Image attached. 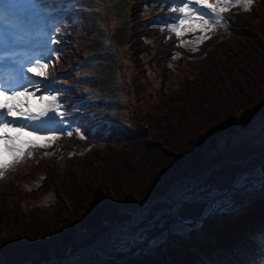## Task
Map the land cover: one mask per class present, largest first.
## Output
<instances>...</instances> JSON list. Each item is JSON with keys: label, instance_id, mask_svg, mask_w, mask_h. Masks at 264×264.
I'll return each instance as SVG.
<instances>
[{"label": "trees", "instance_id": "obj_1", "mask_svg": "<svg viewBox=\"0 0 264 264\" xmlns=\"http://www.w3.org/2000/svg\"><path fill=\"white\" fill-rule=\"evenodd\" d=\"M256 3L249 11L232 9L229 33L216 30L194 51L198 55L194 60L180 55L179 40L167 30L168 16L143 27L132 40L149 46L147 41L154 36L156 56L150 63L159 68L164 80L154 92L135 88V95L140 96L134 102L136 115L121 97V102L106 113L91 114L103 103L89 100L78 88L79 83L89 79L81 80L74 73L62 76L63 85L56 91L68 119L81 127L88 144L84 149L71 150L69 155L64 149L71 139L60 137V147L55 143L53 147L58 148L57 154L64 155L61 170L48 171L31 191L25 175L47 162L45 149L36 150L34 158L0 179V264L61 262L84 241L107 230L101 224L103 217L117 224L127 220L129 214L119 213L116 201H123L133 211L163 194L187 170L201 174L207 164L222 158V153L206 151L207 139L225 138L230 128H234L229 134L232 135L237 130L251 132L264 125V110L259 108L264 97V0ZM147 4L168 9L166 4L148 0L141 6L132 5L131 16L146 15L142 8ZM94 33L87 16L67 15L59 26L63 50L57 59L58 67L53 70L74 67L85 50L82 46L90 42L86 37ZM170 35L172 38H168ZM95 82L91 79L88 83ZM124 108L129 110L127 114L120 113ZM249 113V124L242 128L241 116ZM260 138V147L264 148V138ZM229 163L223 161L217 169ZM208 182L210 179L205 181ZM42 194L45 199L21 208L19 195L25 199ZM249 198L250 205H244L233 222L228 221L226 214L212 215L190 238H176L177 246L172 238L163 242L158 252L164 255L165 264H259L264 257V191ZM162 206L153 204L148 208L149 214ZM76 222L90 228V235L84 240L75 236ZM162 230L152 227L147 230L148 237ZM139 245L141 242H135L129 250L133 253ZM5 249L9 254L4 253ZM122 253L115 252L113 257L117 259ZM127 260L111 264H159L150 253Z\"/></svg>", "mask_w": 264, "mask_h": 264}, {"label": "rangeland", "instance_id": "obj_2", "mask_svg": "<svg viewBox=\"0 0 264 264\" xmlns=\"http://www.w3.org/2000/svg\"><path fill=\"white\" fill-rule=\"evenodd\" d=\"M126 1L127 0H107V3H105L104 0H77L76 3L72 6L76 8L81 7V10L79 11H82L87 15L88 13L91 15L87 17V20L93 25L92 28L96 29L94 33V35H96L98 31L100 32V30H97L96 28L97 23L101 22L105 24V20L107 21V18L110 20L111 27L114 29V26H112L113 20L115 19L116 21H118L123 17L124 12L126 11V6L124 5ZM130 1L134 2L135 5L141 6L142 2H145L146 0H130ZM16 2L18 3L17 6H26L28 8H31V11H29L28 14L29 16H33L31 20H34L35 22L46 20L43 17L44 16L43 12H45L47 16L55 17L54 19L49 21L50 23L49 26H51L53 29L57 27L61 21H63V19L65 18L64 17L65 14L63 15V13L69 9V8L65 9L66 7H64L63 5H54L50 0H16ZM232 2L234 3L235 0H232ZM96 4L101 5V7L98 10L96 11L86 10L89 9L87 8V6L96 5ZM169 4H171V2ZM256 4L257 3L253 5L256 7ZM148 5L149 4H147L145 8H150ZM254 6L253 8H255ZM82 8H86V9H82ZM258 9L259 7L256 10ZM230 10L231 8L229 7L223 13V16L224 17L227 16L230 13ZM160 11L161 14H159L157 17L164 18V16L166 15L165 9H160ZM150 12L152 13L154 12V10L150 9ZM105 14H108V17ZM170 14L171 15L169 19L172 22L173 19L172 11ZM231 16H233V14H231ZM41 17H43V19ZM20 18H22V16L18 17L17 20H19ZM225 27L226 25L223 27V29H226ZM141 28L142 27H140L139 25L131 26L127 30L125 35L120 39L121 47L120 46L118 47L115 44V42H117L116 38L112 36L115 42L114 41L112 42L110 40V42H107L106 45H103L102 43L103 49H99V51L98 50L94 51L100 45L99 43L100 41L96 39L98 45L96 46V48L93 49V52L91 53L93 55L89 58V61H91V59L94 58L95 56L97 55L99 56L104 53H106L107 55L112 54V56H110V58L108 57L107 60L105 59L100 63L97 62L95 64H92L91 67L88 68H82L80 65H76L77 63L74 64V67L68 68V69H73L72 71H70L69 74L74 73L84 77H91L92 79H95L98 82V84L106 85L104 88L100 89L103 91L110 90V94L109 93L105 94L106 97L109 96L114 98L115 94L120 92V96L123 102H127V103L129 102V95L127 96V101L125 95L128 91L127 89L128 87L124 88L125 87L124 84L128 83L129 87L131 88L130 100L132 102L131 104L129 103L128 104L131 106L132 111L133 113H135V115L137 114V108L134 102L140 99L139 95H135V88L144 87L147 90L154 92L157 89H159L161 85H163V80H164L163 76L160 75L159 68H156L154 65L150 63L153 60V58L156 56V48L154 47L155 44L154 36L153 38H149L150 40L147 41L149 43V46L146 43H138V41L134 42L132 40L133 37L138 36L141 33L142 30ZM123 29L124 27L119 28V30H123ZM250 31L252 32V29ZM255 34L257 35V38L259 37L258 38L259 41L261 40V42H263V39L259 36L257 31H255ZM51 36H52L51 41H55L56 39L55 33H53ZM90 36L91 35H88L86 37L90 42L84 43L85 46H82L85 48L83 53H85L93 45L92 37ZM99 36H101V34L98 35L97 38H99ZM183 36L185 37V35ZM100 39H102V37ZM195 39L196 38L193 39L186 37L183 38L184 41H192ZM57 41L59 43L61 42L63 43V41H61L60 38L57 39ZM65 42H70V40H66ZM190 47L192 46L189 45L186 48L188 49ZM47 48L51 50H55L57 56H61V51L63 50V47H60L59 45L57 46L55 42L49 43ZM120 49H123L125 51L123 67L121 66V64L119 65V58L116 55V53H115L116 59L113 56L115 51L121 52ZM81 56L77 60H79ZM55 59L56 57L50 56L48 60H51L52 64L55 66L56 64ZM95 60H97V58L93 59V61ZM107 62L110 63L108 64ZM105 64L108 65L105 66L102 70L101 66ZM145 69H147V72L145 71ZM51 70H53L52 67H49L47 70L49 73V80L55 79V82H60L59 80L61 76L50 74ZM31 76L32 79L38 81L37 83H41L43 79L41 77L34 76L32 73ZM53 86L54 84L51 85L50 91H52ZM78 88L81 90L85 89L82 84L79 85ZM112 88L115 93L112 92ZM30 91H34L36 96H39L41 94H46L44 92L43 83H41V87L39 91H36L35 88H31ZM90 97H93L94 99L100 98L99 96H90ZM104 98L105 97H102V99ZM260 103L261 104L259 105V108L264 110V97L262 98V101ZM128 112L129 110L127 108H124L120 111V113H125V114H127ZM247 120L249 119L243 118L240 119L239 122H241V124H244V126H246L247 124H249L246 123ZM257 125H255L254 127H256ZM64 128L66 129V131L70 130V125H68L67 123L66 125H64ZM229 130L230 129H228V131H226L227 133L225 134L227 135V137L225 138L222 137L218 139L217 144L220 145L221 147L217 146L209 150V151L215 150L216 153H222L223 155L222 158L218 159L220 161L212 166V170H214L213 176L212 175L208 176V168L209 167L211 168L212 162L209 163V165L207 164V166H205L202 169L201 174L194 175L191 171H188V174L185 175L182 179L174 181L170 185L169 190L174 188V196L171 194L169 196L162 197L160 200L162 201V203H166V204L158 208L157 209L159 210L158 212L156 210L153 214H149L148 208H150L151 206L146 207L147 204L143 205L144 207L142 206L140 209H136V211L132 215H130L131 217L125 220L122 225H120L122 227L130 225V229L127 230L126 235L122 237L121 240H116L113 243L110 242L104 248L93 253L89 257L91 260L89 264H109V263L111 264V263H116L121 258H122L121 260L122 263L127 262L128 260L125 258H129L131 255H133L132 251L129 250V247L134 246L135 242H141L143 246L140 247L139 245L138 248L134 251V255L137 254L138 256L143 251L146 252L150 248L153 249V247H155L159 241L164 239L165 237L164 230L169 227L170 223H171L170 232L181 233L182 231L187 230V223L184 222L183 220H179L177 213H175L177 207L175 206L176 204L174 200H176L180 196H182V198L184 199H188L187 197H193L194 199L199 197V200L202 201L203 198L201 199L200 197L203 195L204 200L206 202V204L204 203L205 208L204 211H202L203 214L202 212L200 214L198 212V210L202 206H204L202 203L203 201L202 202L198 201L196 203H191V204H183V205L181 204L182 206L180 205L181 207L180 206L178 207V209L180 208L178 212L180 216H196L197 214L202 216L205 214V212H213L214 209H221L224 206H227L226 208L230 207L233 203H235L233 202L232 198H235L237 193L249 194L253 191L255 193L259 192V190L255 191L259 186L258 182L249 184L248 187H246L245 189L243 190L239 189L240 191L238 189H234V190L231 189L230 191L229 190L226 191L225 188H227L228 186H233V187L241 186L247 183L251 177L254 178L258 177L259 169L261 167V163L259 160L260 158H262L261 154L264 153V148L260 147L262 144L260 137L264 138V125L258 126L251 132L249 130L244 131V129L243 131L237 130V132L232 135H229L231 134ZM66 139L69 140L71 139V141L69 142V146H67L64 149L65 152L75 149L77 150L83 149L88 144L86 140L81 139L77 135H74L73 137ZM55 144L58 147H60L62 141L58 139L57 141H55ZM48 149L49 148H45L46 152L51 153ZM45 157L47 158L45 160L47 161L46 163H43L40 167L34 169L33 172H31V174L25 175L26 184L31 182L33 183V181H35L36 178L40 180L41 179L40 174L46 175L48 171L51 172L58 170L59 172L61 170L60 168L63 165V159H64L63 154L62 156L58 155L57 157H53L52 155H47ZM223 161H229L230 163L226 164L221 169H217L218 168L217 166L221 164ZM205 176L206 178L208 177L207 179H210V182L204 183L205 182L204 181L199 183L198 181L203 180ZM217 188H221V189L217 190ZM180 190L182 191L181 193ZM225 191L227 192L226 194ZM199 192H201L202 194L200 195ZM177 194L179 195L177 196ZM45 198H46L45 194L37 195L36 198L28 197L25 199L19 195V202L21 208L25 209L29 204L33 205L34 203L40 202ZM150 217L153 218L152 221ZM145 221L148 222L149 224L151 222L153 223L158 222L159 225H162V229H163L162 232L157 236L148 237V233L145 229H147L151 225L147 224L142 226V224H144ZM120 226H116L114 229L109 230L104 236H109V237L112 236L114 233L118 232L122 228ZM191 226L193 225H190V227ZM78 238L81 239L80 236H78ZM81 242H83V240H81ZM118 251H122L123 255L117 258L116 260V258H114L113 256H114V252H118ZM111 260L115 262H110Z\"/></svg>", "mask_w": 264, "mask_h": 264}, {"label": "snow or ice", "instance_id": "obj_3", "mask_svg": "<svg viewBox=\"0 0 264 264\" xmlns=\"http://www.w3.org/2000/svg\"><path fill=\"white\" fill-rule=\"evenodd\" d=\"M254 2L257 0H235L234 3L232 0H171L169 8L173 19L167 24V30L177 38L186 33H201L195 40L179 42V46L191 45L196 51L210 38L208 33L222 29L228 23L223 13L229 7L239 5L249 11ZM168 38H172L171 35ZM46 55L58 59L55 50L48 49ZM49 67H54L51 60L45 62L42 57H37L27 68V72L43 78L41 83L46 94L39 96L30 89L39 91L41 83L33 84L31 78L24 77L22 72L7 81L0 80V179L27 159L34 158L36 150L51 147L64 134L73 135V131L64 128L68 121L57 94L50 91L55 79L49 80ZM74 131L85 138L79 127Z\"/></svg>", "mask_w": 264, "mask_h": 264}, {"label": "bare ground", "instance_id": "obj_4", "mask_svg": "<svg viewBox=\"0 0 264 264\" xmlns=\"http://www.w3.org/2000/svg\"><path fill=\"white\" fill-rule=\"evenodd\" d=\"M0 1H1L0 8L3 10H6L7 12H5V13L12 14L13 20L16 19L17 17H19L20 15H22L23 13H26L29 11L28 7L14 5L11 0H0ZM99 8L100 7L98 5L97 6L96 5L91 6V10H93V11L98 10ZM25 19H28V17L22 18V20H21L22 23L19 24L23 29L25 28V26L28 27L27 25L24 26L23 21ZM33 27L37 30L41 29L40 24H34ZM181 192L182 191L180 190V193ZM168 193H169V195L172 194L174 196V188L171 189ZM179 194H177V196ZM183 199L184 198H182V196H180L177 198V201H181ZM128 229H130V225L122 227L118 232L114 233L110 237L109 236H103L101 238L96 239L91 244L79 249L68 261H66L62 264H89L91 262L89 257L93 253L104 248L110 242L113 243L116 240H121L122 237H124L126 235Z\"/></svg>", "mask_w": 264, "mask_h": 264}, {"label": "water", "instance_id": "obj_5", "mask_svg": "<svg viewBox=\"0 0 264 264\" xmlns=\"http://www.w3.org/2000/svg\"><path fill=\"white\" fill-rule=\"evenodd\" d=\"M216 146V138L212 137L210 140L207 141L206 143V149L209 150L211 148H214ZM264 176V160L261 164V169H260V177L263 178ZM75 254V252L71 253L69 256H67L62 263L66 262L67 260H69L73 255Z\"/></svg>", "mask_w": 264, "mask_h": 264}]
</instances>
